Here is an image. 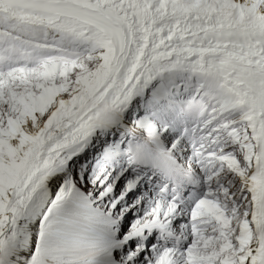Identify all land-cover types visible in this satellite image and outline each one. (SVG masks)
Returning a JSON list of instances; mask_svg holds the SVG:
<instances>
[{
    "label": "snow or ice",
    "instance_id": "snow-or-ice-1",
    "mask_svg": "<svg viewBox=\"0 0 264 264\" xmlns=\"http://www.w3.org/2000/svg\"><path fill=\"white\" fill-rule=\"evenodd\" d=\"M0 264H264V0H0Z\"/></svg>",
    "mask_w": 264,
    "mask_h": 264
}]
</instances>
